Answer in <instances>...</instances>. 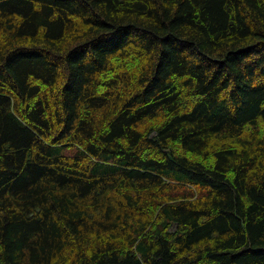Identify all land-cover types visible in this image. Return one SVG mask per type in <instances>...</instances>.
I'll list each match as a JSON object with an SVG mask.
<instances>
[{
	"label": "trees",
	"instance_id": "obj_1",
	"mask_svg": "<svg viewBox=\"0 0 264 264\" xmlns=\"http://www.w3.org/2000/svg\"><path fill=\"white\" fill-rule=\"evenodd\" d=\"M0 264H264V0H0Z\"/></svg>",
	"mask_w": 264,
	"mask_h": 264
}]
</instances>
